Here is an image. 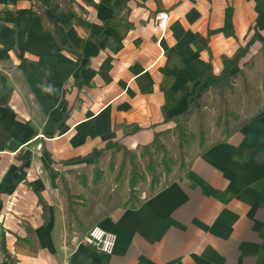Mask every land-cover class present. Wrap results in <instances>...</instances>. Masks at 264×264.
Segmentation results:
<instances>
[{
	"label": "crops",
	"instance_id": "0c3cea01",
	"mask_svg": "<svg viewBox=\"0 0 264 264\" xmlns=\"http://www.w3.org/2000/svg\"><path fill=\"white\" fill-rule=\"evenodd\" d=\"M250 39L264 0H0V264H264V108L133 208L63 188L199 107ZM95 225L112 253L68 243Z\"/></svg>",
	"mask_w": 264,
	"mask_h": 264
},
{
	"label": "rangeland",
	"instance_id": "374dc122",
	"mask_svg": "<svg viewBox=\"0 0 264 264\" xmlns=\"http://www.w3.org/2000/svg\"><path fill=\"white\" fill-rule=\"evenodd\" d=\"M237 67L240 70L242 69L246 75L245 83L240 77L232 79L230 78L231 88H224V90L222 89L221 91V94L228 98V110H235L239 117L237 120L229 121L231 131L247 120L256 111L264 108V54H262L260 50L253 52L249 47L248 53L244 57L240 58ZM234 71L236 72V70ZM245 89L249 91V99L245 98ZM211 90L212 89H209L208 92L202 93L199 99V103H205L204 109L206 114L204 125L206 130V144L220 140L222 137L221 132L223 128V124L220 123L215 125V122L217 115L222 111V108L225 105ZM174 122L180 123L181 118L175 119ZM173 128L174 124L170 129L172 130ZM198 132V126L195 123L194 118H191L187 123V133L189 134L188 138L190 144L188 146H184L182 149L185 162L189 161V158L195 156L200 151L198 148ZM161 140L166 146V161L171 168V172L167 176V174L164 173L161 164L157 166V170L161 176L160 184L165 182L164 176L167 177L166 179L170 180L179 173V155L175 135L170 133L168 137L161 138ZM127 151L130 150L127 149ZM133 151L137 155L136 162L138 165H140V167L144 166L146 160H142L138 156L142 149L138 148ZM124 153L125 150H120L114 154H108L93 167H87L86 169L82 170L80 174L86 176L88 182L84 192L78 185L80 182L79 178H73L68 180V182L65 181L67 185H70V188H68V186L67 188L73 193L72 196H75L77 193H79L80 195L85 194V196H94L99 198V200H107V203L111 200L115 203L126 202L129 196V185L127 179L129 176L130 166L128 159H126L125 167L120 174V176L123 177V180L117 178L120 161L122 157L125 156ZM159 185H157L156 188ZM134 190L138 198L149 195L151 191L149 178L146 179L145 182L137 183Z\"/></svg>",
	"mask_w": 264,
	"mask_h": 264
},
{
	"label": "trees",
	"instance_id": "16d2710c",
	"mask_svg": "<svg viewBox=\"0 0 264 264\" xmlns=\"http://www.w3.org/2000/svg\"><path fill=\"white\" fill-rule=\"evenodd\" d=\"M252 43H253V39H250L245 44L244 47H242L235 53L232 61H224V69L231 68V67H237L240 58L244 57L248 53L249 47L251 46ZM260 51L262 52V54H264V48H261ZM222 74L223 73L219 75V78L222 77ZM202 77H204V75L199 78L201 79ZM236 77H240L241 80L245 83L246 75L244 74L242 69L240 70L238 67H237V71L233 74L231 79L236 78ZM231 79L225 78V79H222L221 81H217L215 84H213L209 88V89H212L211 91L215 93L220 98L221 102L225 105L222 108V111L217 115L216 122H215V125H218L220 123L223 124L222 132H221L222 133L221 139H226L231 132L229 121L239 119L238 114L235 110H228L229 108L227 106L229 104L228 98L224 97L221 94L222 89L224 90V88H231ZM209 89H206L204 92H208ZM201 94L202 93H200V96L198 97L199 99L201 97ZM248 94H249V91L245 89L244 95L246 99H249ZM204 107H205L204 102L199 103V107H193L189 104L184 111L176 115H173L172 117H169V118H181V122L175 123L174 128L172 130L170 128H167V129L156 132L153 140L149 144L142 145L139 147L142 149L141 153H139L138 155L139 158L142 160L143 159L146 160L144 166L142 167H140V165H138V163L136 162L137 160L136 153L130 149H129L130 151H127V149L124 146L120 145L116 147L115 150L109 153L111 155L120 150H123V151L125 150V153H124L125 156L122 157L120 161L119 173L117 175L118 176L117 178H120L122 180H123V177L120 176L121 171L125 167L126 159H128L129 161L130 170H129V176L127 179L128 185H129V196H128L127 201L124 202V206L133 208L139 204L140 199L136 196V193L134 190L136 188L137 183L145 182L146 179L149 178V185H150V190H151L150 194H152L156 190V186L160 184V177H161L160 173L157 170V166H159V164H161L164 170V173H166L167 176L171 172V168L166 161V154H167L166 146L161 140V138L168 137L170 133L175 135V139H176V143L178 147V155H179V173L176 176L186 171L188 167V163L190 159L192 158V157L189 158V161L185 162L184 153L182 150L184 146L186 145L188 146L190 144V141L188 138L189 134L187 133V123L189 122L191 118H194V121L199 128L198 148L201 151L203 148L207 146L206 137H205L206 130H205V125H204L206 111ZM169 118L165 117V120L166 119L168 120ZM134 130H138V128L135 127ZM78 178L80 179V184L86 186V184L88 183L86 176L80 174ZM166 178L167 177L164 176L165 182L168 181V179ZM63 188L67 189L66 182H63ZM68 197L70 198V195H68Z\"/></svg>",
	"mask_w": 264,
	"mask_h": 264
},
{
	"label": "built area",
	"instance_id": "2783aa9c",
	"mask_svg": "<svg viewBox=\"0 0 264 264\" xmlns=\"http://www.w3.org/2000/svg\"><path fill=\"white\" fill-rule=\"evenodd\" d=\"M165 20L166 15H158V27H164ZM68 243L73 247L90 246L101 253L110 254L115 248L116 235L95 225L90 227L87 231L83 233H72L69 237ZM63 264H69L68 259H65Z\"/></svg>",
	"mask_w": 264,
	"mask_h": 264
}]
</instances>
